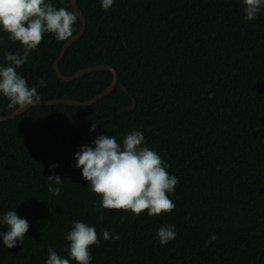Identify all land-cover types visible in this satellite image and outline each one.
<instances>
[{
    "label": "trees",
    "instance_id": "1",
    "mask_svg": "<svg viewBox=\"0 0 264 264\" xmlns=\"http://www.w3.org/2000/svg\"><path fill=\"white\" fill-rule=\"evenodd\" d=\"M51 3L74 11L72 0ZM77 3L87 28L61 71L108 64L119 84L90 106L37 105L0 121V219L15 210L30 225L23 245L7 248L0 236V264H46L49 248L70 259L73 221L97 231L91 264H264V6L247 21L242 0H114L107 10L102 0ZM81 25L78 16L73 35ZM65 42L45 33L17 68L40 100H87L112 83L110 70L59 78L54 64ZM7 53L22 55V45L0 28L2 66ZM8 103L0 94V115L16 111ZM137 130L178 178L171 212L97 207L102 198L75 167V154L98 136L122 146ZM161 226L176 232L167 245L156 237ZM104 230L120 238L104 240Z\"/></svg>",
    "mask_w": 264,
    "mask_h": 264
},
{
    "label": "clouds",
    "instance_id": "2",
    "mask_svg": "<svg viewBox=\"0 0 264 264\" xmlns=\"http://www.w3.org/2000/svg\"><path fill=\"white\" fill-rule=\"evenodd\" d=\"M113 3L114 0H102V7L107 10ZM242 3L247 21L256 19L264 6V0H242ZM77 17L76 11H69L65 7L57 9L51 0L47 3L45 0H0V28L10 34L13 42L18 41L22 45V55L7 53L6 60L10 63L0 65V94L9 100V109L20 112L40 101L36 87L30 88L27 80L18 74L17 68L25 64L31 51L44 39L45 33L54 34L57 41H67L72 37ZM45 83L42 78L40 85L43 87ZM97 124L94 123L90 130L95 131ZM144 140V135L138 130L127 134L122 146L114 136L100 135L93 142L95 147L84 145L75 154V167L82 169V176L89 182L90 190L102 198L97 207L130 211L136 215L147 211L150 216L171 212L175 208L168 193L175 191L178 178L169 174L157 152L142 146ZM48 180L56 185L62 183L60 175H49ZM48 190L57 196L61 192L59 187L51 184ZM100 218L103 219V213ZM0 225L8 227L7 232H0L7 248L15 247L17 241L23 245L30 227L26 219L20 218L15 210H9L0 219ZM156 237L160 245H167L176 237L174 226H161ZM103 238L118 240L120 237H110L109 232L104 230ZM66 239L70 259L62 258L49 248L46 264H70V260L76 264H91L90 248L99 244L95 227L73 221ZM216 239L217 236H210L206 246Z\"/></svg>",
    "mask_w": 264,
    "mask_h": 264
},
{
    "label": "water",
    "instance_id": "3",
    "mask_svg": "<svg viewBox=\"0 0 264 264\" xmlns=\"http://www.w3.org/2000/svg\"><path fill=\"white\" fill-rule=\"evenodd\" d=\"M78 0H72V6L74 8V11H76L78 13V16L81 20V29L74 34L72 37H70L65 44L62 47L61 53L59 55V58L55 61L54 64V68L56 70L57 75L59 76V78H61L62 80L66 81V82H71L74 81L75 79L93 72V71H99V70H110L113 73V80L112 83L109 85V87L104 90L103 92L99 93L98 95L87 99V100H77V99H43L38 101L34 106L37 105H52V104H69V105H76V106H90L92 104L97 103L99 100H101L103 97L109 95L115 88L116 86L119 84V75L118 72L116 70L115 67L108 65V64H99V65H95V66H89L86 68H83L81 70H79L78 72L74 73L73 75H65L61 69H60V60L63 58V56L65 55V53L67 52V49L79 38H81L83 36V34L86 31L87 28V18L84 15V13L79 9L78 7ZM123 88H125L123 86ZM136 101L133 100L132 105L130 106V109H133L135 107ZM32 106H29V108L22 110V111H14L11 112L9 114H4V115H0V121H5V120H9V119H13L17 116H20L21 114H23L25 111H27L28 109H30Z\"/></svg>",
    "mask_w": 264,
    "mask_h": 264
}]
</instances>
